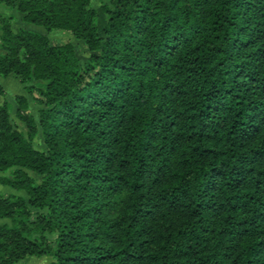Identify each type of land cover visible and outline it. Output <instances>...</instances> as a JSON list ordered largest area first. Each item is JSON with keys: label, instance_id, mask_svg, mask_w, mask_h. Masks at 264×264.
I'll list each match as a JSON object with an SVG mask.
<instances>
[{"label": "trees", "instance_id": "trees-1", "mask_svg": "<svg viewBox=\"0 0 264 264\" xmlns=\"http://www.w3.org/2000/svg\"><path fill=\"white\" fill-rule=\"evenodd\" d=\"M108 2L0 0V264H264V0Z\"/></svg>", "mask_w": 264, "mask_h": 264}, {"label": "rangeland", "instance_id": "rangeland-1", "mask_svg": "<svg viewBox=\"0 0 264 264\" xmlns=\"http://www.w3.org/2000/svg\"><path fill=\"white\" fill-rule=\"evenodd\" d=\"M108 0H91V5L97 10L98 13V25L101 28L106 20V15L103 11L102 6L108 4ZM0 14L3 16H12L11 19V26L14 31H17L18 28L24 27L27 29L36 30L42 33H45L50 43L52 44H63L70 42L74 45L75 51L80 58H85L88 56L89 51L86 46L82 43V41L76 39L69 31H52L46 32L43 27L36 26L33 24H29L23 22L21 19V14L17 12L15 9H10L8 6L4 4H0ZM1 51V50H0ZM0 86L4 90V95L0 96V101L2 99L6 100L9 116L12 124L24 134L27 132V128L24 123L16 116V108L17 104L14 100L15 95H23L26 98V106L22 109V113L27 115L31 114L35 120H37V109L39 108L38 103L26 92L24 88V84L20 83L18 79L13 75L9 74L6 77L0 75ZM35 95H37L34 92ZM35 147L41 149L42 140L40 137V133H38L33 139ZM13 168H9L6 170H0V176L11 177ZM0 192L3 195H8L10 193L16 195H23L25 193L23 191H16L12 189L10 186L0 183ZM9 219L7 218H0V223H9ZM49 260V257L42 256V257H32V258H25L20 260L16 264H46Z\"/></svg>", "mask_w": 264, "mask_h": 264}]
</instances>
